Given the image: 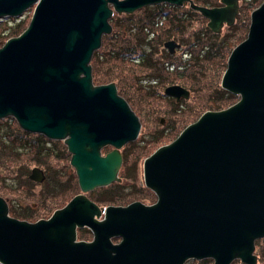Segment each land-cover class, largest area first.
Segmentation results:
<instances>
[{
  "label": "water",
  "instance_id": "obj_1",
  "mask_svg": "<svg viewBox=\"0 0 264 264\" xmlns=\"http://www.w3.org/2000/svg\"><path fill=\"white\" fill-rule=\"evenodd\" d=\"M109 1L117 10L124 2L0 0V20L34 6L22 32L0 46V118L63 140L84 189L112 180L120 164L116 150L102 157L99 147L124 144L140 128L114 82L92 79V54L111 31ZM203 11L214 29L216 10ZM221 87L238 100L203 112L145 159V183L158 199L119 209L120 242L110 240L118 233L110 222L102 225L108 234L76 241L74 199L31 222L11 216L0 196V264H255V240L264 236V1L231 50ZM41 175L33 167L29 178ZM143 240L153 242L151 250L138 251Z\"/></svg>",
  "mask_w": 264,
  "mask_h": 264
},
{
  "label": "flooded vegetation",
  "instance_id": "obj_2",
  "mask_svg": "<svg viewBox=\"0 0 264 264\" xmlns=\"http://www.w3.org/2000/svg\"><path fill=\"white\" fill-rule=\"evenodd\" d=\"M121 1L124 2L119 4V10L115 9L113 2H108V7L112 9L108 21L111 25H116V32L127 33L124 38L134 35L136 47L145 51L136 52L132 54L133 57L117 59L118 62L109 58L102 60L108 65L109 62L115 63L112 65L118 76L123 72L131 73L132 82L127 84V94L133 96L132 105L127 94H120L138 116L141 127L144 125L146 129V125H149V130H144L142 134L139 131L136 138L119 146L101 145L100 155L116 150L120 154V164L112 180L103 184H91L85 189L80 184L76 167L70 162L73 153L68 150L64 141L50 139L38 133L31 134L37 140L39 153L68 161H65V166H61L69 168L68 171L65 169L61 173L58 166L52 169V176L58 184L54 182L50 187V194L41 199L40 207H44L48 201H61L59 207L52 209V214L74 199L72 214L80 219V224H76L78 241L88 242L99 233L108 234V228L102 225L103 222H110L114 226L112 231L118 232L110 236L112 243L116 244L123 238L119 225L124 217L119 209L130 204L150 206L156 203L158 195L146 185L144 176L145 159L153 151L151 154L141 155L149 144L160 141L156 146L158 147L168 143L170 140L163 142L162 139L171 135L172 130L179 125L184 124L185 127L194 121L199 111L205 107L203 102L194 106L191 95L192 87L196 85L188 82V73L183 69H187L188 64L202 62L227 64L230 50L247 36L254 7L264 0ZM256 2L259 3L254 6ZM204 9L216 10L213 15L216 17L214 29L209 25L210 18L204 13ZM232 39L236 41L233 42ZM128 65L131 67H127ZM174 85L178 86L176 93L166 92L168 87ZM120 90L123 88L120 87ZM214 93L215 101H211L214 107L220 104L221 99L228 100L230 105V99L235 95L220 87ZM27 149L33 151L32 146ZM38 167L42 172L39 182H49L51 177L46 166L42 164ZM93 180L92 176L90 183Z\"/></svg>",
  "mask_w": 264,
  "mask_h": 264
},
{
  "label": "rangeland",
  "instance_id": "obj_3",
  "mask_svg": "<svg viewBox=\"0 0 264 264\" xmlns=\"http://www.w3.org/2000/svg\"><path fill=\"white\" fill-rule=\"evenodd\" d=\"M259 2H256L254 4V6H256ZM260 4H258L256 7H254V9L259 7ZM33 8H34V6L29 7L20 16H17V17H14V18H12V17H4V18H2L0 20V35L1 34L3 35V37L1 38L2 42H0V46L9 37L16 36V35H18L19 33L22 32V30L27 26V24H28V22L30 20ZM19 17H21V18H19ZM249 24H250V22H249ZM12 29H15L16 31L10 35L9 32H10V30L12 31ZM116 31H117L116 25H111L110 33L102 35V37H101V45L95 51L99 52V55L102 52V57L97 60L99 62L100 71H103V73L104 72L105 73H107V72L109 73V71H111V72L115 73V76L117 77L118 76V72H117L116 68L113 67V65H112V64H115V63L109 62L110 64L108 65L103 60L109 58V59H112V60H115V61L118 62L117 59H120V58H123V57H130V56H132V54H135L136 52H139V51H142V50L145 51V49H141L140 50L138 47H136L135 40H134V35L130 34V35H128L127 38H124V37L127 36V33L125 35V34H120V33L116 32ZM247 33H248V30H247ZM4 35H7V36H4ZM183 37H185V36L183 35ZM232 41L235 42L236 39H232ZM183 42H185V41H183ZM116 50H117L118 54H117V56H114L112 53H116L115 52ZM230 52H231V50H230ZM230 52H229V54H230ZM158 55H159V53H158ZM92 56H93V54H92ZM90 64H91V61H90ZM108 66H110V67H108ZM226 66H227L226 63L225 64H221V65L220 64L217 65V64H210V63L202 62V63H199V64H188L187 69H183V70H186L185 72L188 73V82L189 83H193L194 85H196L195 87L191 86L193 88V92H192L191 98L193 100L194 106H196L198 104H201V102H203V105L205 106L196 115V119L194 121H196L198 119V117L203 112H205L207 110H211V109H208V108H214L212 110H220V109H223V108H226V107L229 106L228 105V100L226 101L224 99H221L220 104L216 105L215 107L211 104V101H213V102L215 101L213 99V96L215 94L214 90L216 91L218 87L221 88V78H222L223 72L226 69ZM91 67H92V65H91ZM106 67H108V68H106ZM111 67H113V68H111ZM127 67H131V66L128 65ZM129 69H131V68H129ZM219 69H220V73H219ZM92 71H93V69H92ZM210 72H211V74H209ZM217 75H218V77H217ZM92 76H93V73H92ZM115 76H114V79H110L108 81H103V82H97V81H94L93 78L92 79H93L94 83H99V84L114 82V84L116 85V89H117L118 94L119 95H121L120 93L123 94V92H122L123 90L125 91V94H126V92L128 91L127 84H131V82H132L131 73L130 72H123L122 74H119V76H118L119 79H118V77L116 78ZM124 83H126V85ZM120 87L123 88V90H120ZM125 94H123V95L126 96ZM127 95H128L127 99L132 100L131 103H130L132 105V102L134 100L133 96H131L130 93H128ZM237 97L239 98L238 95H234V98L230 99V102H231L230 105L235 103L238 100ZM235 98H237V99L235 100ZM130 108H131V106H130ZM138 121H139V119H138ZM194 121H192V122H194ZM192 122H190V123H192ZM139 123H140V121H139ZM190 123H188L187 125H189ZM183 125L184 124H181V125H179V127L174 128L172 130V132L170 133L171 135H169L168 137L162 139V141L164 142L166 140H170L168 142V143H170L172 140H174L177 137V135L180 133V131L187 126L186 125L185 127H183ZM141 126L142 125L140 123L139 131L141 132V134L144 132V130L148 131L149 128H150L149 125H146V129H144V125H143V127H141ZM181 127H183V128H181ZM20 129H21V127H20ZM21 130H23V129H21ZM23 131H25V130H23ZM25 132H27V131H25ZM31 134L34 135L35 133L28 132L27 133V135H29L28 137L26 136V134H22L23 141L26 140V139L31 138V142L33 143L34 142L33 140H34L35 136H32ZM159 143H160V141H157V142H154L152 144H149L148 148L146 149V151H144V153L141 155V157L145 156V155H148L150 152L152 153V151L154 152L158 147H160V146L156 147ZM168 143H166V144H168ZM17 147H20V149L22 148V151H20L22 153V156H27L28 158L32 157L31 155H28V152H30V150H27L28 146H26L23 143H20V145L17 146ZM17 147H14V148H17ZM39 147L42 148L43 146H39ZM65 161L68 163L67 160H58V158H55L53 156L47 157L42 152L39 153L38 151H36V153L34 154L33 161L32 162L31 161L28 162V166L26 167V170H23L24 172L22 171L23 176H24V173L27 174V176H28V173H29L30 169H32L33 167H36V166L38 167L39 165L43 164V165L46 166L45 168L49 171V174H50L51 178H50L49 182H46L44 184L39 182V180H33L32 179V181L29 184H26V183L25 184L24 183L21 184L22 188L20 190H17V191L15 190L13 192L12 191L8 192V194H7V196L5 198L2 195H0L8 203L9 214L11 216H13V217L18 218V219H24V220L31 221V222H34V221H36L38 219H46V218H48L51 215L50 213H51L52 209H54L55 206L59 207L62 204V202L58 201L56 203H51L50 201H48L45 204L44 207H40V201H41V199L43 197L46 198V196L48 194H50L49 193L51 191L50 187H52L53 184H55L54 182H56V181H54V177L52 176L53 172H54V171H52V169L54 167L58 166L60 172L62 170H65V169H66V171H68L69 168L61 167V166H65V164H66ZM50 169H51V171H50ZM30 173H31V171H30ZM9 183H14L15 185L17 184L15 179L14 180L13 179L10 180ZM57 184L58 183L56 182V185ZM12 204H14V207H15L13 209L14 213H12V211H10L11 208H12V206H11ZM9 205L11 206V208L9 207ZM21 211L24 212V213L31 214V216L29 218H21V217L13 215V214H16V212H21ZM254 252H255V249H254ZM256 256H257V254H256ZM209 259H211V258H209ZM191 260H194V259L187 260L185 262V264H192ZM211 260H212V264H213V259H211ZM235 260H239L240 262H242L240 259H234L233 261H235ZM233 261L230 264H232ZM242 263L246 264L244 262H242Z\"/></svg>",
  "mask_w": 264,
  "mask_h": 264
},
{
  "label": "trees",
  "instance_id": "obj_4",
  "mask_svg": "<svg viewBox=\"0 0 264 264\" xmlns=\"http://www.w3.org/2000/svg\"><path fill=\"white\" fill-rule=\"evenodd\" d=\"M15 31H16L15 29H12V31L10 30L9 34L11 35ZM2 37L3 35L1 34L0 42H2L1 40ZM115 52L116 53H112V54L114 56H117L118 54L117 50ZM101 57H102V52L99 55V52L95 51L91 58L94 81L103 82V81H108L110 79H114L115 73L109 71V73L104 72L105 73L104 74L103 71H100L99 62L97 60L100 59ZM219 73H220V69H219ZM209 74H211V72ZM122 92L123 94H125L124 90ZM27 133L28 132H25L20 129L19 125L12 117L0 118V195H2L4 198L7 196L8 192L20 190L22 188L21 184L23 183L29 184L31 182V180L28 179L27 174L24 173L23 176L22 171L26 170V167L28 166V162L33 161L34 154L38 149L37 147L38 145H37V140H33L34 142L32 143L31 138L23 141L22 134H26V136L28 137L29 135H27ZM20 143H23L26 146H32L33 151L28 152V155L32 156L31 158H28L27 156H22V153L20 152L22 151V148L20 149V147H17L20 145ZM11 178L13 180L14 179L16 180L17 182L16 185L14 183H9L10 180H12ZM11 206H10L11 208L10 211L14 213L13 212V209L15 208L14 204H12ZM13 215L21 218H29L31 216V214L24 213L22 211L16 212V214ZM255 253L257 254L256 264H264V237L257 239L255 241ZM191 262L192 264H212V260L208 258L203 260H191ZM232 264H243V263L240 262L239 260H235L233 261Z\"/></svg>",
  "mask_w": 264,
  "mask_h": 264
},
{
  "label": "bare ground",
  "instance_id": "obj_5",
  "mask_svg": "<svg viewBox=\"0 0 264 264\" xmlns=\"http://www.w3.org/2000/svg\"><path fill=\"white\" fill-rule=\"evenodd\" d=\"M92 78H93V76H92ZM222 88V87H221ZM224 89V88H223ZM224 90H226V89H224ZM129 104V103H128ZM6 118V117H5ZM28 132V131H27ZM131 140H133V139H131ZM129 141V140H128ZM105 156V155H104ZM103 155H102V157H104ZM86 157H87V155L86 154H83L82 155V159L84 160V159H86ZM88 158V157H87ZM37 167V166H36ZM39 168V167H38ZM40 169V168H39ZM30 171H31V169H30ZM116 172V171H115ZM29 174H30V172H29ZM29 174H28V177H29ZM165 187L167 188V184L165 185ZM155 204V203H154ZM153 205V204H152ZM264 237V236H263ZM260 238H262V237H260ZM260 238H257V239H260ZM256 239V240H257ZM255 240V241H256ZM76 241H78L77 239H76ZM80 241V240H79ZM141 248L138 250V251H140V252H145V251H147V250H151V248L153 247V242H151V240H143L141 243ZM255 253V252H254ZM204 259H206V258H204ZM209 259V258H208ZM194 260H197V259H194ZM201 260H203V259H201ZM256 263H257V261H256ZM255 263V264H256ZM185 264V263H184Z\"/></svg>",
  "mask_w": 264,
  "mask_h": 264
}]
</instances>
